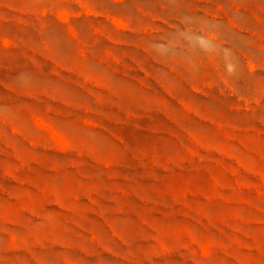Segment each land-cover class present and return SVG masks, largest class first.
Returning <instances> with one entry per match:
<instances>
[{
  "label": "rangeland",
  "instance_id": "374dc122",
  "mask_svg": "<svg viewBox=\"0 0 264 264\" xmlns=\"http://www.w3.org/2000/svg\"><path fill=\"white\" fill-rule=\"evenodd\" d=\"M0 264H264V0H0Z\"/></svg>",
  "mask_w": 264,
  "mask_h": 264
}]
</instances>
